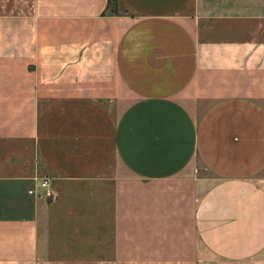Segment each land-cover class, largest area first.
Returning <instances> with one entry per match:
<instances>
[{"label": "crops", "instance_id": "0c3cea01", "mask_svg": "<svg viewBox=\"0 0 264 264\" xmlns=\"http://www.w3.org/2000/svg\"><path fill=\"white\" fill-rule=\"evenodd\" d=\"M0 264H264V0H0Z\"/></svg>", "mask_w": 264, "mask_h": 264}, {"label": "built area", "instance_id": "2783aa9c", "mask_svg": "<svg viewBox=\"0 0 264 264\" xmlns=\"http://www.w3.org/2000/svg\"><path fill=\"white\" fill-rule=\"evenodd\" d=\"M28 193L30 195H34L37 198H51L53 196L47 180L42 181L38 189L29 190Z\"/></svg>", "mask_w": 264, "mask_h": 264}]
</instances>
